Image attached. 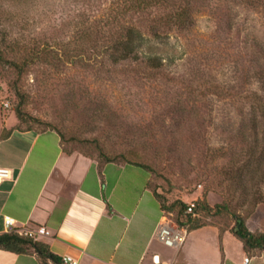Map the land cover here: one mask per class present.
<instances>
[{"label":"rangeland","instance_id":"1","mask_svg":"<svg viewBox=\"0 0 264 264\" xmlns=\"http://www.w3.org/2000/svg\"><path fill=\"white\" fill-rule=\"evenodd\" d=\"M188 3L195 26L168 23ZM128 29L142 33L140 49L159 70L146 55L124 57ZM0 51V128L6 120L56 130L70 152L99 166L137 158L151 174L108 167L106 195L134 180L137 200L149 177L177 205L168 213L174 223L180 204H196L194 219L206 227L190 248L192 264L224 254L232 264L245 256L264 264L263 250L246 255L231 233L241 217L264 234V0H0ZM21 101L34 120L18 126ZM216 230L228 233L219 239Z\"/></svg>","mask_w":264,"mask_h":264},{"label":"crops","instance_id":"2","mask_svg":"<svg viewBox=\"0 0 264 264\" xmlns=\"http://www.w3.org/2000/svg\"><path fill=\"white\" fill-rule=\"evenodd\" d=\"M9 124L5 120L0 128V168L13 172V179L0 187V235L6 233L5 217H10L18 229L45 227L50 235L37 240L60 260L70 255L79 264H177L182 255L179 264H192L190 248H195L202 230L188 232L185 243L173 248L177 252L171 258L169 247L157 238L165 212L158 201L159 209L154 208L157 199L147 187L149 177L141 198L135 200L138 187L133 180L123 195L110 200L124 189L116 182L106 195L108 167L123 170L128 165L100 167L81 154L65 153L56 132L21 131ZM93 165L96 172L90 178ZM148 194L155 200L144 203ZM227 233L216 230L215 234L220 239ZM156 256L159 263L153 261ZM227 257L224 254L217 264H232ZM0 264L41 262L36 255L1 251Z\"/></svg>","mask_w":264,"mask_h":264},{"label":"trees","instance_id":"3","mask_svg":"<svg viewBox=\"0 0 264 264\" xmlns=\"http://www.w3.org/2000/svg\"><path fill=\"white\" fill-rule=\"evenodd\" d=\"M247 2H255L256 0H244ZM171 25H175L180 30H188L192 29L195 26V21L193 18V13L191 11V5L188 3L183 8H176L175 12L168 22ZM157 33V31H155ZM144 39V36L142 33L136 31L135 29H128L127 36L122 43L123 46V55L125 58L131 57L133 58L136 63L140 62L142 57L141 55L145 56L146 63L149 65V67L152 70H159L161 68V65L159 63L158 58H155L153 56H150L148 54L142 53L140 49V42ZM36 54V53H35ZM0 60L3 61V52L0 51ZM6 62V61H3ZM19 93H17V96ZM24 103L21 101L19 106L15 109V116L18 120L19 125L30 123L31 119L30 115L23 110ZM36 122V121H35ZM21 131H32L33 129H20ZM52 131V130H51ZM46 132V131H45ZM43 132V133H45ZM49 132V131H47ZM53 132H56L60 139L61 144L63 147V150L67 154H73L70 152L65 146H64V137L63 135L53 130ZM4 137V136H3ZM135 158V157H134ZM110 164H118V165H128V166H134L143 168L146 171L149 172V175L151 174L150 169L147 165L137 160V158L133 160H125L123 164L115 163L112 160H109L106 162L104 166L110 165ZM100 166V167H104ZM148 189L153 193L154 197L157 199V201L160 204V208L162 212L166 213H172L176 211L177 205L175 203L171 205H167L163 200L161 195L152 189L148 183L147 185ZM187 205L180 204V209L178 211V217L176 219V225L179 228L189 227V233L204 229L206 225H203L200 221L197 219H194L195 216H197L198 209H195L192 214H186ZM201 210L203 212H210L211 208L207 203H201ZM226 232H221V234H224ZM234 237H236L238 240H240L243 244L244 252L245 254L251 253L253 250H263L264 251V234L261 235H254L252 234L246 227V224L244 220L241 217H236V225L232 229L231 232ZM10 252L19 256H25V255H36L41 264H48L49 262H53L55 264H62V259L60 260L57 256L51 253L49 247L38 240L30 239L25 236H21L16 233H3L0 235V252Z\"/></svg>","mask_w":264,"mask_h":264},{"label":"built area","instance_id":"4","mask_svg":"<svg viewBox=\"0 0 264 264\" xmlns=\"http://www.w3.org/2000/svg\"><path fill=\"white\" fill-rule=\"evenodd\" d=\"M5 107L8 108L9 104L6 103ZM13 179V172L6 168H0V187L1 185ZM196 209V204L191 203L188 206L187 214H192ZM171 214L164 213L162 221L158 230L157 238L158 241L169 248H180L186 241L188 231L185 229H180L170 218ZM6 233H16L21 236L28 237L30 239L37 240L42 236H49L50 233L45 227L37 228H26L18 229L16 227V222L10 217H5L4 219ZM154 263H159V257L156 256L153 259ZM62 264H79V261L70 255L64 256L62 258ZM244 264H250V259L245 258Z\"/></svg>","mask_w":264,"mask_h":264}]
</instances>
